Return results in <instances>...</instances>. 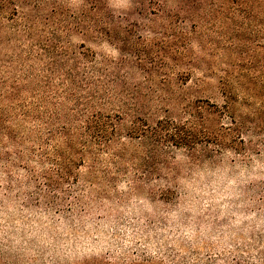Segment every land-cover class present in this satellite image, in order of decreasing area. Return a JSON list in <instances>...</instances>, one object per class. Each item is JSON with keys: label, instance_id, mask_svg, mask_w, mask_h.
<instances>
[{"label": "trees", "instance_id": "16d2710c", "mask_svg": "<svg viewBox=\"0 0 264 264\" xmlns=\"http://www.w3.org/2000/svg\"><path fill=\"white\" fill-rule=\"evenodd\" d=\"M231 3L241 26L253 25L245 33L264 36V0ZM41 5L0 0V45L11 44L10 36L2 38L7 28L31 38ZM188 5L178 4L175 14L188 13ZM48 16L55 18L54 8ZM122 21L93 0L89 11L57 18L45 41L25 44V60L15 50L0 54V190L21 185L23 170L25 206L43 201L82 214L139 192L171 204L181 171L211 166L227 153L244 160L260 152L264 86L247 83L234 64L203 68L209 56L198 55L195 37L180 23L163 30L164 46L116 59L67 42L76 32L91 44H120ZM226 47L239 54L240 43ZM210 82L220 102L189 98L188 91ZM0 264H10L5 254Z\"/></svg>", "mask_w": 264, "mask_h": 264}, {"label": "rangeland", "instance_id": "374dc122", "mask_svg": "<svg viewBox=\"0 0 264 264\" xmlns=\"http://www.w3.org/2000/svg\"><path fill=\"white\" fill-rule=\"evenodd\" d=\"M39 1L42 8L32 21L31 38L25 41L23 30L13 36L7 28L2 38L10 36L11 44L0 45L1 56L15 50L25 60V44L45 41L46 33L57 27V18L71 20L89 11L93 0ZM195 1L197 6L189 0L188 13L175 14L184 0H102L110 14L123 19L117 36L122 42L91 44L76 32L67 42H84L116 59L164 46L163 30L180 23L195 37L198 55L209 56L203 68H220L221 61L224 66L234 64L246 71L247 83L264 86V36L245 33L253 25L243 28L232 16L231 0ZM51 8L55 18L48 16ZM231 43H240L238 55L226 47ZM154 74L152 83L158 86ZM215 86L210 82L187 93L189 98L220 102L212 95ZM24 173L21 170V185L0 190V253L10 264H264V142L250 158L227 153L211 166L181 171L177 199L171 204L139 192L89 206L82 214L47 207L43 201L25 206Z\"/></svg>", "mask_w": 264, "mask_h": 264}]
</instances>
